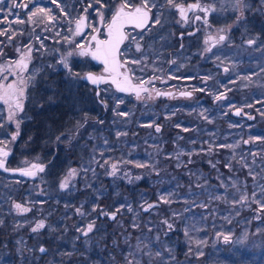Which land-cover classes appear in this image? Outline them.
<instances>
[{"label":"rangeland","instance_id":"374dc122","mask_svg":"<svg viewBox=\"0 0 264 264\" xmlns=\"http://www.w3.org/2000/svg\"><path fill=\"white\" fill-rule=\"evenodd\" d=\"M136 1L139 2L133 0ZM160 1L156 0L157 6ZM178 1L180 0H175ZM215 1L219 7V0ZM249 2L254 5V9L249 15L246 12V17L249 16L246 23L236 25L227 41L206 53L199 60L200 64L197 62L196 65L191 66V70L201 78L195 89H204V91H197L192 99H180L160 107L151 104L137 106L126 102L127 97L118 95L107 85L104 90L112 101L110 117L105 125L92 130L88 136L89 143L81 144L79 165L68 163L62 177L56 183L52 182L46 167L43 173H38L35 177H14L8 174L2 176L0 186L6 185L7 191L1 196L0 210L3 212L2 210L6 209L16 219L14 227L20 235V238H17L18 258L22 259L20 262L24 263L23 259L26 256L23 255L27 254V258H31L35 251L32 244L27 243L28 232L35 235L39 233L31 231L35 223L44 220L46 224L44 229H48L49 226L54 227L49 225L47 219L52 212L50 210L52 208L56 210L57 202L60 201L63 206L60 214L67 212L66 216H69V213L72 214L70 210L72 208L75 210L72 206L73 197L80 192L78 208L85 213L82 216L83 223H78L77 220L68 223L66 218L62 217L60 220L64 227L61 232L62 237L70 236L69 239L72 240L68 254L64 257L66 259L60 261L59 256L51 255L45 264H125V256L130 246L134 249L138 242L137 238L142 241L141 248H144V245H149L153 251L162 250L164 246L172 248V254L176 257V261L172 264H264V210L257 211L260 205L252 201V193L256 192V199L264 203V196H261L258 187L259 184H264V171H262L264 139H255L264 137V115H261L264 113V71H261L264 67V50H257L264 49V21L259 20L264 14L255 10L260 7V0H249ZM41 7L49 8L45 4ZM168 7L171 12H175L174 8ZM153 10L154 18L161 13L157 8ZM80 15L74 14L73 19ZM24 21L23 24H15L18 31L23 30L22 27L29 23L28 20ZM150 28H153L152 24ZM147 33L146 30L145 34ZM257 37L259 39L256 45L249 46L246 43L248 39ZM61 44L65 46L64 53L72 48V45L64 42ZM21 52L14 60L19 59ZM53 53L54 50L51 54ZM58 53V59L48 63L51 66L46 73L48 76L65 69L58 63L61 59ZM216 56L220 59L217 60ZM73 58L74 56L69 58V64ZM186 65L183 62L177 64L174 68L175 72ZM225 67L229 69L228 72H224ZM42 70L41 67H32L23 75L28 76L32 72H37L35 86ZM203 77L211 78L205 82ZM245 77L251 79H244ZM8 79L11 81L13 77L9 76ZM79 80L67 77L63 84L66 87L74 85L72 94L81 100L76 107L81 111L89 102L86 96L91 95L92 92L88 89L89 91L85 90V94H82L84 88L80 87ZM56 82L58 83V79L55 77L48 79L46 90L54 92L52 84ZM218 93H225V98L217 101L215 95ZM28 95L27 91V99ZM119 100H123V103L119 104L117 111L129 113L126 117L118 116L113 111ZM239 108L242 109L241 116L234 115V110ZM201 112L212 122L205 120L200 115ZM0 116L6 117V106L2 102H0ZM83 116L85 114L76 117L80 121ZM250 116L254 118L250 119ZM156 125L161 126L160 132L155 131ZM185 128L188 131H184ZM14 131V124L5 123V127L0 129V140H8ZM117 132H126L127 135L117 137ZM105 140L107 144L104 143ZM246 140L250 142L245 143ZM222 145L234 147H221ZM12 147L13 143L9 144L10 150ZM210 147L211 151H209ZM100 152H103V156ZM189 152L192 153L191 156L188 155ZM180 153L184 154L178 155ZM93 156L100 161V164L105 160H108L109 164L104 168L99 164H92L90 161ZM189 160L192 162L188 163ZM33 163L40 164L38 160L26 156L20 160L19 165L25 168ZM111 163H117L119 178L106 174L110 170ZM136 163H144L149 167L138 168L135 167ZM229 163L231 169L225 167ZM212 164H216V167L213 168ZM245 164L248 167H245ZM89 167L95 168V176L91 171L87 174L82 171ZM73 168L79 171V175L70 181L67 190L60 189L61 181ZM249 169L254 173H260L256 181L248 175ZM124 173L130 175L131 183L124 178ZM137 176L142 178L136 180ZM233 181L237 182L236 187L232 186ZM221 182L227 185V188L222 187ZM245 192L249 196V201L234 204L233 201L238 200ZM168 193H173L170 197L173 203L160 202L159 197ZM107 195H110L109 205L99 203V200ZM50 200L54 203L48 207ZM145 201L158 203V207L144 212L140 205ZM192 201H195V205L204 204L206 207H196ZM14 203L28 206L31 211L18 215L13 208ZM111 204L114 206L112 210ZM128 204L131 205L132 212L127 211ZM121 205L125 207L117 212L116 220L101 214L102 210L108 213L115 212ZM93 207L96 208L94 212ZM174 212L177 214L175 217L172 215ZM258 216L259 219L256 218ZM164 219H169L174 225V231L169 232L167 236L163 234L166 226L161 223ZM93 220L96 227L88 237L77 231ZM106 220L112 222L113 228L110 231ZM134 222L139 224V228L133 227ZM18 224L23 226L16 227ZM149 228L152 229L151 232L148 231ZM185 228L192 238L191 254L188 252L189 240L184 234ZM218 233L231 234L232 242L225 244L222 237L217 238ZM245 233L248 234L247 240L243 239ZM109 235L110 240H108ZM157 235H160L162 244L155 241ZM198 240H205L207 243L197 249ZM197 250H202L204 256L197 257L195 255ZM74 253H79V256H74ZM90 253L93 255L90 256ZM164 255L167 256V253ZM153 264L160 262L154 260Z\"/></svg>","mask_w":264,"mask_h":264},{"label":"snow or ice","instance_id":"6c2138e0","mask_svg":"<svg viewBox=\"0 0 264 264\" xmlns=\"http://www.w3.org/2000/svg\"><path fill=\"white\" fill-rule=\"evenodd\" d=\"M30 2L34 3V0H30ZM53 4L57 5V8L59 9V12L63 13L65 16L68 14L64 11V7L60 6V4L57 2V0H51ZM220 6L219 8L216 7L215 3H208V4H201L200 0H196L195 3L188 4L187 6L183 4H178L175 2V0H165V5L170 6L172 8H175L178 10L181 20L184 23L188 22V13L189 12H202L204 15H195L194 19L202 21L206 26L208 25V16L212 15L213 13L217 12H224V11H231L235 13L234 16V24L241 25L246 23L247 17L246 12H252L254 9V5L249 2V0H219ZM0 5H5V0H0ZM93 5H96L97 7H93ZM165 5H161L160 7H164ZM106 4L104 0H90V3L87 5V7L84 8L83 15H80L79 17L75 19H69L67 23L70 25L68 28V32L70 35H65L62 37V40L65 44L72 45L73 47L71 50H68L66 53L61 54V59L58 61L59 64L63 65L65 69L68 70L70 73V76L74 79H83L85 81L90 82L92 85L99 86L100 84H107L111 83L115 85L116 89L120 92H132L135 93L136 98L139 100L141 99V93H149L148 99L152 98L151 92H155L156 96L161 95H168L171 96L172 93H163L159 90L152 89L149 90L147 87H145V84H151L155 79H158L159 77L153 76L149 80H143L140 79L139 83L133 84L132 79L133 70L128 67L129 64L133 65H140L144 64L147 60V54L145 53L140 58L136 59H128L127 53L131 51L132 46H135V51L143 53V44L141 41L143 40L145 30L151 31V28L149 27V23L151 22L152 27H155L156 25L162 26V13L155 16V18H152V9L157 8V11L159 12V8L157 6L156 0H139V3L133 2V0H119V2L114 6L111 18L108 21H105V14L104 9L106 8ZM28 3L20 2L17 3V0H12V6L8 8V13L12 14L13 9H27ZM92 9L97 17H98V23L94 24L92 21L89 20V17L87 15L88 10ZM3 7H0V12H3ZM256 11L264 14V0H260V7L255 8ZM28 22L31 23H46V24H53L58 23L60 17L55 16L52 14V10L50 8H44L35 6L32 11L27 13ZM18 23L23 24L25 21L23 19L19 18V15H16V18L14 21H8L9 24L11 23ZM71 25H74V27H71ZM131 26L133 29H140L141 33H139V39L137 38V35H132L130 32H127L125 29L126 27ZM231 25L220 28L217 30L216 37L209 39L212 41L211 45L206 47L204 51L206 53L211 52L212 48L215 47L218 44H223L225 41L228 40L227 33L231 31ZM101 28H103V36L104 38L101 39ZM91 29L90 32L87 33L86 39L81 42H77L75 40V37L77 36H84L85 30ZM45 30H48L47 28ZM17 34H23V32L17 33L16 30H10L8 28H5L3 30H0V36H7L9 43L15 38ZM56 36H60V32L56 31ZM35 39L40 42V48L37 49V51H40L44 49L43 41L40 40L39 35L35 36ZM259 38H252L248 39L246 43L249 46L256 45L257 40ZM128 41V46L124 47L123 50L121 48L122 45L125 44V42ZM60 41H57L59 43ZM2 43V42H0ZM205 44H209V40H205ZM26 50L21 52L19 48L16 49L17 52H21L19 59L16 60H8L3 59L4 58V52L3 49L0 48V60H3V62H0V102L4 106H6V117L0 116V129H3L5 127V123H11L15 125V131L10 135L8 140H0V169H3L4 171H14L19 172L21 176L26 177H35L38 173H43L45 171V165L33 163L29 167H25L22 169H8L5 166L7 157L9 155V144L15 142L17 138L20 135V128L21 124L23 123L24 119L27 118L26 114L24 116H21V113H24V103L27 99V91L29 87H33L35 84V77L37 75V72H32L30 75L25 76L24 73L28 72L29 64L32 60V51L33 46L32 44H28L25 46ZM257 50H264V49H257ZM80 56V57H91L93 60L99 61L104 65V74L96 75L91 72L84 74L81 76L80 73H73L69 64V58L72 56ZM216 59L219 60L220 57L216 56ZM171 63L175 64L176 61L173 60ZM223 63V61H221ZM123 69V71H122ZM140 71H143V68L140 69ZM229 69L227 67L224 68V72H228ZM261 71H264V67L261 68ZM12 76L13 79L9 81L8 77ZM211 77H203L202 79L206 82ZM244 79L250 80L251 77H245ZM193 91H204V89H193ZM192 92H181L180 95L185 97H191ZM97 96L100 95V91L97 90L96 93ZM225 98V93H218L215 95V99L217 101L222 100ZM51 97H49V100L51 101ZM101 104L104 105L105 108L108 107L107 102L103 99L99 101ZM123 103V100H119L114 107L113 111L116 115L126 117L129 115L127 112H119L117 109L119 108V104ZM43 107V105H40ZM251 107V105H249ZM206 111V110H205ZM241 109L236 110V114L239 115ZM259 111V110H258ZM200 115L205 119L208 120L209 123L212 121L209 120L207 116L204 115L203 112L200 113ZM261 115H264V113H261ZM250 119H253L254 117H249ZM85 123L87 122V118H85ZM99 123H103V121H98ZM84 126L83 123L77 121L75 127L76 129H80ZM151 127V125H148ZM179 127V125H177ZM184 131H188L187 128L183 129ZM155 131L160 132L161 126L156 125ZM78 133H74L72 136H69L68 143L71 144L72 139L75 138V135ZM61 135H64L61 133ZM117 137L119 136H126V132H117ZM57 141H60L61 137H56ZM255 139L260 140L264 139V137H256ZM245 143H249L250 140L244 141ZM105 144H107V140L104 141ZM195 143V141H193ZM221 147H228L232 148L233 145H222ZM209 151H211V147L209 148ZM184 153H180L178 155H182ZM100 155L103 156V152H100ZM189 156L192 155L191 152L188 153ZM234 158V157H233ZM192 161L189 160L188 163H191ZM92 164H99L101 168H104L105 165L109 164L108 160H105L103 164H100V161L93 156L92 160L90 161ZM211 163V161H209ZM180 166L179 164L177 165ZM245 167H248V165H244ZM135 167L138 168H147L149 165L144 163H136ZM212 167L215 168L216 164H212ZM225 167L231 169V164H226ZM110 170L107 171V175L112 177H117V173L119 172V168L117 166V163H111L109 165ZM82 171L87 174V172L91 171L93 176L96 175L95 168H84ZM264 171V169H262ZM158 174V173H157ZM77 175H79V171L75 168L70 169L66 175V177L61 181L59 187L62 190H67L70 185V181L74 179ZM248 175L252 177L253 181H256L257 176L260 175V173H254L251 169H249ZM119 178V177H117ZM124 178H127L129 183L132 182V178L128 173H124ZM141 176L135 177L136 180L141 179ZM237 182L233 181L232 186L236 187ZM87 187H90L91 185H86ZM200 186V185H198ZM221 186L227 188V185H224L223 182H221ZM261 196H264V184L258 185ZM237 191H239V188H237ZM173 193H168V195H161L159 197V201L164 204H171L173 201L171 200V196ZM256 192L252 193V201L258 205H260V208L257 209V211L264 210V203L261 202V200L256 199ZM216 199H223V197H216ZM249 201L248 194L242 193L238 200L233 201V203H244ZM187 203V201H186ZM192 203L195 205V201H192ZM196 207H206L204 204L195 205ZM125 205H121L120 208H117L115 212L108 213L101 211L102 215L108 216L111 220H116V214L117 212H120L121 209H123ZM141 209L144 212H149L150 210L158 207V203H148L145 201L143 204L140 205ZM13 208L15 212L18 215H23L31 211V208L28 206H25L21 203H14ZM77 213H79L81 216H84L85 213L81 210V208L76 209ZM92 211H96V208L93 207ZM127 211L132 212L133 209L130 204L127 205ZM185 211H188V209H185ZM138 215V213H137ZM173 217H175L177 214L174 212ZM259 219L260 217H256ZM4 221L0 220V225H3ZM163 225L166 226V231L163 233L165 236L168 235L169 232L174 231V225L169 222V219H164L161 221ZM23 225H16V227H22ZM46 227L44 220H39L35 223V226L31 228V231L36 233L40 230L44 229ZM95 220L89 222L85 227L78 228L77 231L80 232L84 237H88L90 233H92L95 229ZM134 228H139V224L133 223ZM149 232L152 231L151 228L148 229ZM259 231V230H258ZM184 234L186 237H188L189 240V249L188 252L191 254L193 252V249L191 247V236L189 235V231L187 228L184 229ZM248 234L245 233L243 239L247 240ZM220 237L223 238V242L225 244L232 242V235L231 234H223L218 233L217 238ZM79 238V237H78ZM138 242L135 245L134 249L130 246V250L128 251L127 255L125 256V264H153L154 260H158L160 264H172V262L176 261V257L172 254L173 249L167 246H164L162 250H156L153 251L152 248L149 245H144V248H141L142 241L140 238H137ZM155 241L158 243H163L161 241L160 235H157L155 237ZM125 242L127 243V238L125 239ZM205 240H198L196 241V248L199 249L200 245H206ZM147 249V251H145ZM47 250L44 247L39 248V252L45 253ZM164 253H167V256L164 255ZM70 255V254H69ZM195 255L197 257L204 256V252L202 250H197L195 252Z\"/></svg>","mask_w":264,"mask_h":264},{"label":"flooded vegetation","instance_id":"af4514ba","mask_svg":"<svg viewBox=\"0 0 264 264\" xmlns=\"http://www.w3.org/2000/svg\"><path fill=\"white\" fill-rule=\"evenodd\" d=\"M24 2L28 3L27 9H13V13H8V8L12 6V0H5V5H0V7H3V12H0V30H3L5 28H8L10 32L12 30H15V22L9 24L8 21H14L16 18V15H19L20 19L28 20L27 13L32 11L35 6H43L45 4L44 0H34L33 2H30V0H17V3ZM196 0H180L176 3L183 4L187 6L188 4L195 3ZM215 3L217 1L212 0H200L201 4H208V3ZM90 2H87V5ZM135 3H139L136 1ZM161 5H165V0H161L159 3V11L162 13V26L156 25L151 29V31H147L148 33L144 35L143 40L141 43L143 44V53L136 52L135 46L133 45L131 48V51L127 53L128 59H138L145 53L147 54V60L144 64L140 65H133L129 64L128 67L133 70L132 75V83L137 84L139 83L140 79L143 80H149L153 76L159 77L158 79H155L151 84H145L144 86L147 87L149 90L156 89L163 93H172L171 96L168 95H161L156 96L155 92H151L152 98L148 99L149 93H141V99H137L135 96V93L132 92H120L116 89V87L111 84L110 82L107 84H101L100 85V95L97 96V87L95 85H92L90 82L85 81L83 79H80L84 84H86L92 91H95V96L97 98V101H100L101 99L105 100L106 102H110L111 100L106 96L104 87L107 85L111 87V89L118 93V95H122L123 97H127V101L130 104H136L137 106H144L146 104H151L154 106L160 107L163 104L167 103H175L180 99H192L195 97L197 91H193L195 86L200 82V75L197 73L195 74L193 70H191V66H194L195 63L198 62L200 64L199 60H201L205 55L206 52L204 49L211 45L210 37L214 38L217 35V30L220 28H225L229 25H231V31L227 33L229 36L233 34L234 27L236 24H234V16L235 13L231 11H224V12H217L213 13L212 15L208 16V25L206 26L202 21L195 20V15L203 16L204 14L202 12L196 11V12H189L188 13V22L184 23L179 15L178 10H175V12H171L169 7L165 5L164 7H160ZM217 8H219L216 5ZM74 8V12H75ZM71 13V15L65 16L64 14H61L62 21L59 22L60 26H57L58 31L60 32V36H57V38L54 39H45L44 34L48 30H45V27L43 26L44 23H34L31 22L26 23L22 29H28L32 28L33 25L39 24V28H41L40 33L38 32H27V38H23L22 40L18 41L16 43L15 47V40L13 39L10 43L8 41L7 36H0V48L3 49L4 52V58L8 60H14L20 52H17L16 49L19 48L21 51H24V48L28 44H32L34 50L32 51V60L29 64V68L32 67H38L42 68V74L39 75V81L42 80L43 77H55L60 81L61 83H65L67 80V77H71L70 73L67 69H64V71H59L56 74H50L49 76L46 74L49 71V62L50 61H56L58 59V54L64 53L65 46L62 40V37L65 35H70L68 32V28L70 25L67 23L69 19L74 18L75 15H83L84 9L77 14V11L75 13ZM112 13V12H111ZM111 13L107 11V9H104L105 14V21L110 20ZM155 11L152 9V18H154ZM249 15V12H247ZM246 14V15H247ZM89 20L92 21L94 24L98 23V17L96 13L90 8L87 13ZM249 16H247L248 18ZM42 25V26H41ZM151 26V22L149 23V27ZM73 27V25H71ZM57 30H55L56 32ZM91 29L85 30L84 36H77L75 37V40L77 42L84 41L86 39V35L88 32H90ZM126 31L130 32L132 35H137V38L139 39V33H141L140 29H133L131 26L126 27ZM146 31V30H145ZM37 34H40V40L43 41L44 49L37 51V49L40 48V42L35 39L34 36ZM101 39L104 38L103 36V28H101ZM205 40H209V44H205ZM57 41H60L57 43ZM128 41L125 42L124 45L121 46L122 50L124 47L128 46ZM221 44L216 45L212 48V51L216 49ZM73 47V46H72ZM22 48V49H21ZM54 50V53L51 54V52ZM16 51V54L14 56V53ZM47 52V53H46ZM209 53V52H208ZM175 60L176 63L173 64L171 61ZM0 62H3V60H0ZM185 63L187 64L182 69L177 70L175 72L174 68L179 63ZM196 65V64H195ZM71 70L73 73H80L81 76L88 72H94L97 75L104 74V65L100 63L99 61L93 60L91 57H80L75 56L72 59V62L70 64ZM28 68V69H29ZM61 68V67H60ZM143 68V71H140V69ZM123 71V69H122ZM68 75V76H67ZM38 81V82H39ZM37 82V83H38ZM58 82V83H60ZM34 87V86H33ZM31 87V88H33ZM29 88V90L31 89ZM28 90V93H29ZM182 90H192L194 93L191 97H185L180 96L178 93ZM100 103V102H99ZM26 104V101H25ZM24 104V108H25ZM101 104V103H100ZM28 120V119H26ZM12 149H9V155L6 160V166L8 168H14V167H20L19 163L15 166H10L9 161L10 157H12L13 151L11 153ZM46 163V162H44ZM41 164V163H40ZM45 167H47L45 165ZM23 168V167H22ZM0 171L4 172L5 174H8L12 176L13 174H9L2 169ZM21 176V175H18ZM26 177V176H25Z\"/></svg>","mask_w":264,"mask_h":264},{"label":"trees","instance_id":"16d2710c","mask_svg":"<svg viewBox=\"0 0 264 264\" xmlns=\"http://www.w3.org/2000/svg\"><path fill=\"white\" fill-rule=\"evenodd\" d=\"M57 2L60 6L64 7V11L69 17L71 13L74 12V8H76L75 12L77 11V14H79L86 7L87 2H90V0H57ZM104 2L107 5L105 9L111 13L119 0H104ZM45 6L52 10L53 15L60 17L59 22L63 20L61 17V14L63 13L59 12L57 5L53 4L51 0L45 1ZM93 7L95 8L97 6L93 5ZM263 19L264 17L259 18L260 21H264ZM59 22L51 25L43 24L45 29L47 28L49 31V33L47 32V34H44L45 39L57 38L55 30L58 31L57 26H60ZM16 27L17 26L15 25L17 33L22 31L23 34H17L15 36V47L18 41L28 37L27 32L31 31L32 33H40L41 31L39 24L33 25V29L26 28L20 31H18ZM15 54L16 51L14 56ZM48 79H51V77H48L47 80ZM47 80L46 77H43L42 80L36 83V85L29 90V97L25 104L24 113H22V116L26 114L27 118H25L21 124L19 137L15 142H13V154L12 157H10L9 164L10 166H15L23 157L26 156H30L31 158L38 160L39 163L46 162V168L49 170V176L51 177L52 182L56 183L57 180L62 177L68 163L75 166L80 164L81 154L79 149L82 147L81 144L84 142L89 143L88 136L92 133V130L106 124L108 118L110 117L112 101L107 102L108 107L105 108L103 104H100L99 101H97L95 91H92L86 84L79 80L81 83L80 87L84 88L82 94H85V90L87 91L88 89H90L92 94L86 96L89 100L86 107L83 110L78 111L76 108L77 103H81V100L79 98H75L72 94L74 92V85L66 87L63 83L58 81L60 83L56 82V84H52L54 92H49L46 90L45 86ZM49 97L52 98L51 101L49 100ZM86 99L84 101H86ZM40 105H43V107ZM79 114H85L86 117L83 116L80 118L81 120L79 122L83 123L84 126L77 130L75 125L78 121V117L76 116H79ZM85 118H87L86 123L84 122ZM98 121H103V123H99ZM61 133L64 135H61ZM74 133L78 134L75 135V138L72 139L71 144L69 145L68 138ZM57 136L61 137L60 141H57ZM167 161L168 159H166L165 162ZM3 175L7 174L0 171V182ZM12 176L18 177V175ZM5 186L6 185L4 184L0 186V199L1 196H3V193L7 191V187L5 188ZM151 191H153V189H151ZM79 196L81 197L80 192H78L77 196L73 197L72 206L75 210L72 208L70 210L72 214L69 213V216H66L68 214L67 212H62L60 214V211L63 210V206L60 201L57 202L56 210L55 208L50 210L52 212H50V215L47 216V219L49 225H54L55 228L49 226L48 229L39 231L37 235L28 232L27 243L29 245L32 244L35 251L33 253L31 252V258H27V254L23 255L26 256V258L23 259L25 264H45L46 260L51 255L59 256L60 261H64L66 259L64 257L68 254L72 240L69 239L71 238L70 236L69 238L62 237L61 232L64 227H62L60 220L62 217L63 219L66 218L68 223L74 220H77L78 223H83V217L76 211L79 206ZM109 197L110 195L102 197V199L99 200V203H105V206L109 205ZM53 203L54 201L50 200L48 201L47 206L49 207ZM113 208L114 206L111 204L110 209L112 210ZM2 211L3 212L0 210V220H3L4 223L3 225H0V264H24L20 262L22 259L20 257L18 258L19 254L17 253L18 239L20 238V235H18L15 231L14 225L16 219L11 215V213L7 212L6 209H3ZM103 221L105 224V220ZM106 221L108 224L107 227L110 231L113 228L111 227L112 222L109 220ZM125 226H127V224ZM33 238H35V240H33ZM108 240H110V235ZM40 247L47 248V251L45 253L39 252ZM75 255L79 256V253H74V256ZM89 255L92 256L93 253H90ZM36 256H39V258H36Z\"/></svg>","mask_w":264,"mask_h":264},{"label":"water","instance_id":"95a60500","mask_svg":"<svg viewBox=\"0 0 264 264\" xmlns=\"http://www.w3.org/2000/svg\"><path fill=\"white\" fill-rule=\"evenodd\" d=\"M126 30V29H125ZM89 73V72H88ZM91 73H93V74H95L94 72H91ZM97 75V74H96ZM101 85V84H100ZM100 85L99 86H96L97 87V90H99L100 91ZM115 86V85H114ZM188 91H191L192 93H194L192 90H182V91H180L179 93H178V95H180V93L181 92H188ZM193 95V94H192ZM180 96H182V95H180ZM240 109V108H239ZM236 110L237 109H235L234 110V112H233V114L234 115H236V116H240L241 115V113H242V111L240 112V114L239 115H237L236 114ZM242 110V109H241ZM41 164H43V165H46V163H41ZM5 166H6V163H5ZM7 167V166H6ZM8 168V167H7ZM8 169H22V167H14V168H8ZM3 170V169H2ZM4 171V170H3ZM6 172V171H5ZM7 173H9V174H13V175H20L19 174V172H14V171H7Z\"/></svg>","mask_w":264,"mask_h":264}]
</instances>
